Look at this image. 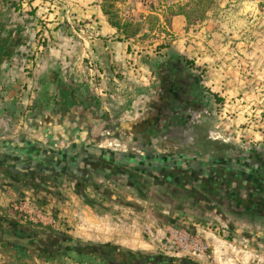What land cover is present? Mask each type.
Returning a JSON list of instances; mask_svg holds the SVG:
<instances>
[{
	"label": "rangeland",
	"instance_id": "obj_1",
	"mask_svg": "<svg viewBox=\"0 0 264 264\" xmlns=\"http://www.w3.org/2000/svg\"><path fill=\"white\" fill-rule=\"evenodd\" d=\"M30 1L15 2L32 19L22 64L25 79L33 77L36 66L26 69L30 58L38 55L37 64L41 53L56 49L58 43L64 41L70 46L74 39L78 42L77 34L84 35V29L88 31L84 25L89 19L99 31L100 26L94 24L97 19H94L93 11L102 13L101 9L105 7L118 18L120 31L114 34L115 39L128 40L127 52L131 55L127 75L116 73L115 77L139 88L156 85L160 82L156 60H175L194 76L193 96L200 108L194 111L191 127H187L189 134H194L190 145L200 149L226 146L237 150H264V0H83L82 8L88 9L85 13L67 6L74 0H43L45 4L35 9L29 5ZM16 4L14 6L18 8ZM3 5L0 1V21ZM89 64L95 74L93 86H89ZM74 68L76 78L100 103L101 100L108 103L114 99L109 88L101 87L102 79L94 62L82 59ZM0 86L3 93L2 82ZM20 107L22 111L17 121L10 126L12 135L23 131L17 129L23 115V105ZM108 121L106 127L110 135H103L97 146L119 150L125 143L114 136V120ZM16 130L19 131L15 133ZM7 135L3 138H9ZM109 142L117 143L119 147L108 146ZM68 146L66 142L61 145ZM157 149L171 152L181 147L174 136ZM89 176L96 187L86 186L80 198L73 196L68 183L61 178L62 183L56 187L69 194L64 197V202H57L51 194L33 192L24 186L16 189L15 199L7 201L4 200L7 194L0 190V199L3 198V203L0 200V216L6 221H18L30 231L62 233L99 244L145 249L176 258H201L206 264H213L206 258L180 252L170 239L171 229H184L211 245L204 235L209 234L205 225L196 226L202 218L188 209L184 193L176 192L174 188L165 190V182H162L157 187L148 185L141 198L108 178L91 173ZM97 186L112 190L117 200L104 197ZM36 207L37 210L47 207L51 212L49 218L41 221L33 213H27ZM200 229L203 231L199 232ZM225 234L228 236L226 231ZM0 247L17 253L6 244L0 243ZM70 254L76 256L73 252ZM20 259L22 261L18 264H70L66 260L70 256L66 255L53 260L24 253ZM79 262L99 264L102 259L89 255ZM11 264H17L16 260L13 259Z\"/></svg>",
	"mask_w": 264,
	"mask_h": 264
},
{
	"label": "crops",
	"instance_id": "obj_2",
	"mask_svg": "<svg viewBox=\"0 0 264 264\" xmlns=\"http://www.w3.org/2000/svg\"><path fill=\"white\" fill-rule=\"evenodd\" d=\"M74 1L67 3V6H72L73 11H88L82 8L83 0ZM44 4L43 0L29 2L33 9ZM14 5H3L0 21V82L4 87L0 103V190L7 194L4 200L15 199L18 194L16 189L24 186L33 192H46L57 202H64V197L69 194L56 187L62 183L61 178L68 183L73 196L77 198L82 196L86 186L96 187L90 178L85 185L79 182L82 185L79 188L75 184L77 181L71 184L69 178L62 174L63 171L72 173L73 169L77 168L79 171L84 168H78L80 163L70 156L71 153L81 156L83 161L87 157L96 161L94 167L87 170V176L91 173L108 178L122 189L132 190L133 195L137 197H143L148 185L159 186L160 182L156 181L155 174L149 172L145 164L136 163L131 157L147 156L149 151L146 139L150 135H160L168 130L152 118L155 116L157 101L165 93V80L170 81L176 78L178 71L181 72L182 81L178 78L180 87L188 85L194 95L196 83L190 70L175 60H156L160 82L144 88L127 84L125 79L122 81L115 77L116 73H128L127 63L131 56L127 52L129 42L116 40V29L108 24L99 10H94V19H97L94 24H98L100 30L95 29L89 19L84 25L88 27V31L84 29V35L77 34L78 42L74 39L72 45L67 46L66 42L62 41L57 44L56 49L41 53L33 77L27 80L23 76L22 64L32 19L28 18L25 9L20 8L19 4H16L18 8ZM82 59H90L96 64L102 79L100 85L112 91L113 100L108 103L101 100L100 103V100L79 82L74 65ZM135 59L134 57V62ZM94 92L97 95V90ZM21 98L28 99L29 103V131L25 133L24 130L18 135H12L9 130L22 111L18 101ZM108 120H114L115 138L136 148L135 150L139 151L137 155L121 154L119 152L122 150L97 146V143L106 137ZM190 126L184 123L178 128L174 127L175 131H170L171 135L175 134V138H178L182 149L193 143L194 134H189ZM3 135L9 138H3ZM64 142L70 146L61 147ZM97 187L104 197L117 200L112 190ZM171 188H174L173 185H170ZM0 200L3 203V198ZM203 205L202 213L196 214L202 218L198 224H219L228 234L227 240L220 239L216 234H204L213 247V264H264V215H214L209 211L210 202ZM214 206L221 210L218 204ZM202 231L200 229L199 232ZM137 251L179 260L171 255L150 250ZM190 260L195 264H206L201 258Z\"/></svg>",
	"mask_w": 264,
	"mask_h": 264
},
{
	"label": "flooded vegetation",
	"instance_id": "obj_3",
	"mask_svg": "<svg viewBox=\"0 0 264 264\" xmlns=\"http://www.w3.org/2000/svg\"><path fill=\"white\" fill-rule=\"evenodd\" d=\"M178 78L180 81L183 79L179 71L176 78L165 80V83L163 80L165 93L157 101L155 116L152 117L162 128L167 127L168 130L160 135H150L146 139L149 151L147 156L131 158L136 163L145 164L149 172L155 174L156 181L165 182V187L169 190L170 185H173L176 192L184 193L183 198L188 201V209L193 213L201 214L203 204L210 202L209 211L214 215H264V150H237L226 146L200 149L192 145L171 152H161L157 149V146L175 136L170 134L174 127L178 128L184 123L186 126L192 125L194 111L200 108L188 85L181 88ZM126 146L127 151L119 153L138 154L132 151L131 146ZM70 156L81 164L78 168H84H79V171L77 168L73 169L72 173L63 171L62 174L69 178L71 184L77 181L75 184L80 188V183L85 185L89 181L87 170L94 167L96 161H92V157L83 161L81 156H75L74 153ZM213 203L218 204L221 210ZM72 238L75 237L62 233L30 231L22 223L6 221L0 216V243L16 249L20 256L28 253L56 260L66 255L70 256L71 260L79 261L82 257L94 255L102 259L99 264H195L188 258H179L176 261L115 245L100 244L97 247L73 248L67 245ZM71 252L76 256L70 254Z\"/></svg>",
	"mask_w": 264,
	"mask_h": 264
},
{
	"label": "built area",
	"instance_id": "obj_4",
	"mask_svg": "<svg viewBox=\"0 0 264 264\" xmlns=\"http://www.w3.org/2000/svg\"><path fill=\"white\" fill-rule=\"evenodd\" d=\"M37 56L30 58L28 60L29 65L28 64L26 65V69L30 70L33 65H36V62L38 60ZM90 65L91 64H89V66ZM89 72H90V74H89L90 75L89 86H93L92 81L94 80L93 75H95V74H92L93 70L91 69V66H90ZM98 76H100V73H98ZM1 91H2V88L0 86V103H1V97H2ZM102 94L104 96H106L105 93H102ZM18 101L21 105H23V115L20 116V121L17 125V129H20L23 131L25 130V133H27L29 131V122H30L29 116H28L29 103H28L27 99H25V100L19 99ZM17 131H19V130H16L15 133H17ZM109 135H110L109 132H107L106 136H109ZM105 141H108V139ZM112 144H113V142H109L108 146L112 145ZM113 145L116 147H119V144H117V143H114ZM127 149L128 148H127L126 144H123L122 148L119 150H122L125 152V151H127ZM132 151L139 153V151H137L135 149H132ZM25 206H26V204H25ZM27 213L29 215H31L33 213L35 215V217L37 219H41V221H42V219H48L49 216L51 215V212L49 211V209L47 207H40V210H37V207H36V208H34V210L27 211ZM197 225L198 226L205 225L204 226L205 231H207L209 234H216L220 239L227 240V236L225 234V231L223 229H221L219 225L214 224V223H204V222H203V224L201 222L200 224H197ZM169 235H170L171 241L174 242V244L176 245L177 249L180 252H183L186 255H189V254L197 255V256H200L202 258H206V260H208V261H212V254H213L212 246L207 241L203 240V238L200 237L199 235L189 234L184 229H180V230L179 229H171L169 231ZM0 253H1L0 254V256H1L0 264H11L13 259H14V261L16 260L17 264H18V262L22 261V259H20V255L18 253H15L12 249L3 250L0 247ZM66 260L68 262H70V264H88L86 262H79V261H74V260H70V259H66Z\"/></svg>",
	"mask_w": 264,
	"mask_h": 264
},
{
	"label": "trees",
	"instance_id": "obj_5",
	"mask_svg": "<svg viewBox=\"0 0 264 264\" xmlns=\"http://www.w3.org/2000/svg\"><path fill=\"white\" fill-rule=\"evenodd\" d=\"M5 6L6 5H8V4H13L14 5V3L16 2V0H0ZM101 11H102V13H103V15L107 18V22H108V24L112 27V28H114V29H116V31L117 32H119L120 31V27H119V22H118V18H117V16H113L107 9H105V7H103L102 9H101ZM183 14V13H182ZM173 15H177V14H173ZM186 18L188 17V15L186 14H183ZM118 41H120V40H118Z\"/></svg>",
	"mask_w": 264,
	"mask_h": 264
},
{
	"label": "water",
	"instance_id": "obj_6",
	"mask_svg": "<svg viewBox=\"0 0 264 264\" xmlns=\"http://www.w3.org/2000/svg\"><path fill=\"white\" fill-rule=\"evenodd\" d=\"M67 245L73 248H78L80 246L97 247L100 244L84 238H72L71 241L67 243Z\"/></svg>",
	"mask_w": 264,
	"mask_h": 264
}]
</instances>
